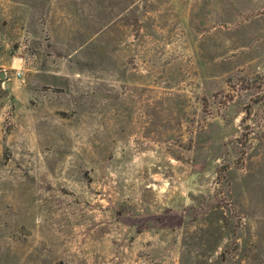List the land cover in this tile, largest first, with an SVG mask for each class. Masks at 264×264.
Returning <instances> with one entry per match:
<instances>
[{
    "label": "rangeland",
    "instance_id": "374dc122",
    "mask_svg": "<svg viewBox=\"0 0 264 264\" xmlns=\"http://www.w3.org/2000/svg\"><path fill=\"white\" fill-rule=\"evenodd\" d=\"M2 71L0 264H264V0H0Z\"/></svg>",
    "mask_w": 264,
    "mask_h": 264
},
{
    "label": "water",
    "instance_id": "95a60500",
    "mask_svg": "<svg viewBox=\"0 0 264 264\" xmlns=\"http://www.w3.org/2000/svg\"><path fill=\"white\" fill-rule=\"evenodd\" d=\"M6 73L5 72H0V78L1 79H6ZM5 86H6V89H10V87H11V82L8 80V81H6L5 82Z\"/></svg>",
    "mask_w": 264,
    "mask_h": 264
}]
</instances>
